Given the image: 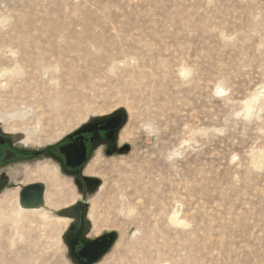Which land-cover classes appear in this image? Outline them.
I'll use <instances>...</instances> for the list:
<instances>
[{
  "label": "rangeland",
  "instance_id": "1",
  "mask_svg": "<svg viewBox=\"0 0 264 264\" xmlns=\"http://www.w3.org/2000/svg\"><path fill=\"white\" fill-rule=\"evenodd\" d=\"M116 113L117 151L81 170L95 184L80 216L57 161L0 167V264H76L80 217L87 239L114 234L97 264H264V0H0L10 147L53 148ZM49 173L70 200L5 220Z\"/></svg>",
  "mask_w": 264,
  "mask_h": 264
},
{
  "label": "flooded vegetation",
  "instance_id": "2",
  "mask_svg": "<svg viewBox=\"0 0 264 264\" xmlns=\"http://www.w3.org/2000/svg\"><path fill=\"white\" fill-rule=\"evenodd\" d=\"M122 119L123 115L121 113H116L107 118L90 122L80 128L78 131L69 135L64 141L57 144V146L44 150L32 151L27 149H16L15 147L12 148L10 147V144L0 136V167H4L16 161H23L26 163L33 164L34 160L43 157H47L51 160L57 161V167H53V169H55V175L57 176V179L59 180L60 176H63L64 178H71V185L73 186V189H77L81 193V201L75 202L80 205L78 206L79 212L77 213V215L80 216L82 215V200H84L87 191L92 190L95 184L94 181L90 180L88 176L83 175L81 173V170L89 161L90 154L93 152V150L97 149L98 147H102L103 150L106 151L108 154H112L117 151ZM82 129H84V131H81ZM80 142H83V145L85 147V155L83 160L79 165H76L75 163L68 164L65 154L61 152V148L71 143L79 144ZM47 175L48 176L39 175V177L42 179H35L20 186L18 190V194L20 195V197L23 196L24 200H26L30 204H35L38 202L42 203L44 196L46 198L49 197L51 199H59V197H62L63 200H70L69 191L66 193L64 188L59 187V183H54L55 180L53 175H50V173ZM8 177H10L8 173L4 171L0 172V191L4 184H10V180L8 181ZM52 183L53 185L55 184V186L57 187L53 188L54 186H52ZM48 184L51 185V189L48 187ZM67 207L66 208L68 210L71 206L68 205ZM74 211L75 210L71 208L72 213L70 214H73ZM73 225L76 226L77 231L82 228V223L80 219L79 223L71 222L69 226ZM84 237L86 238V235H84ZM82 248L83 243L81 241L80 236L78 235L75 238L73 250L70 252L71 257L73 258L76 264H88L87 258L79 256V252ZM107 251L103 253L100 257H98L95 261L89 264H97L99 260L103 257V255L107 253Z\"/></svg>",
  "mask_w": 264,
  "mask_h": 264
},
{
  "label": "water",
  "instance_id": "3",
  "mask_svg": "<svg viewBox=\"0 0 264 264\" xmlns=\"http://www.w3.org/2000/svg\"><path fill=\"white\" fill-rule=\"evenodd\" d=\"M81 131H84V129H82ZM61 152L65 154L68 164L75 163L76 165H79L84 158L85 147L83 145V142H80L79 144L71 143L62 147ZM30 205L35 206L37 205V203L27 204V206ZM80 221L82 223V228L77 231L76 226H69L68 232L65 236V240L70 253L73 250L75 238L79 235L83 243V248L80 250L79 256L87 258V263L89 264L95 261L111 247L114 242V234H103L95 239L89 240L84 237L85 232L83 230V217H80Z\"/></svg>",
  "mask_w": 264,
  "mask_h": 264
},
{
  "label": "bare ground",
  "instance_id": "4",
  "mask_svg": "<svg viewBox=\"0 0 264 264\" xmlns=\"http://www.w3.org/2000/svg\"><path fill=\"white\" fill-rule=\"evenodd\" d=\"M33 187H34V185H33ZM46 201H47L46 197L44 196L42 203L38 202L37 205H35V206H31V205L27 206V204H30V203H28L26 200H24L23 196L19 197V198L17 197V199H16V206H17L16 212L13 215H10V217L5 215L7 217V218L5 217V220L9 219V221L13 225H15L19 221H21L27 217H30V216L45 217V212L42 209V205H44ZM2 215H4V213ZM0 217H1V215H0ZM174 220H176L175 217H174ZM12 224H8V226H12ZM0 236H1V233H0ZM134 236H135V234H134ZM162 264H165V263H162Z\"/></svg>",
  "mask_w": 264,
  "mask_h": 264
}]
</instances>
